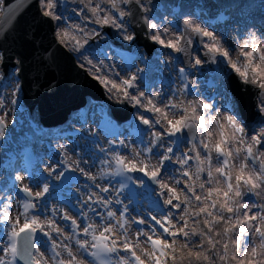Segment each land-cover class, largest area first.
I'll list each match as a JSON object with an SVG mask.
<instances>
[{
    "label": "rangeland",
    "instance_id": "obj_1",
    "mask_svg": "<svg viewBox=\"0 0 264 264\" xmlns=\"http://www.w3.org/2000/svg\"><path fill=\"white\" fill-rule=\"evenodd\" d=\"M132 1H134V4L138 7L140 13L144 15L146 21L149 20V12L152 10L154 3H149L151 0ZM170 1L177 2L181 0ZM255 1H257L259 4L258 8L254 6ZM39 2L41 10L45 14L50 15L58 8V3L56 0H39ZM83 2L90 4L89 9L91 12L88 14L90 17L102 22L104 26H108L110 32L119 34L116 44L126 42L129 37L133 36L132 31L127 29L125 24H123L122 27L116 25V21L109 11V5L112 3V0H107L105 2H98L96 0H72L73 4H81ZM145 3H148V5L150 4L151 8H149L148 11L146 9L147 7ZM245 4L246 3H243L238 9V16H240V14H242V16L239 18L238 23L235 21L231 23L230 30L232 32L226 38H224V36L222 37L220 34L218 35L216 30L207 29L202 22L193 24L196 22L190 21L188 14L184 16L185 21L190 22V30L188 33L190 50L192 52L190 64L193 63V58L195 57L201 59L203 61L202 64H205L203 58L204 55L212 56L216 63H218V55L221 52L224 53L229 61V65L225 68V70H222V73L225 74L227 71L234 73L239 80L244 81V83L246 82L251 84L254 88L256 87L259 89L257 92L256 106L254 107L251 117L260 116V123H264V102L260 101L259 97L261 92L264 94V51L260 45H258L256 37L251 33L252 28H254L259 31V33L264 38V32L259 28V25L264 22V0H249V13H247V10H245ZM123 9L124 11L126 10L125 8ZM252 14L258 18L260 23H256L251 20ZM54 16L61 25H58L60 34L57 35L56 33L57 38L66 48L70 49V42L73 40L90 42L87 39L88 36L78 33V29L74 28L73 26L63 25L58 18V11L55 12ZM148 23V28L151 29L152 32L145 35V37L149 42L154 44V48L161 46L169 50L171 46L173 48L176 46V32L166 22H154L149 20ZM91 30L93 31L94 29ZM124 31H128L127 35L123 34ZM197 33L200 34L202 39L200 45L196 43ZM108 35L109 34H102L98 36L94 40V49L99 44V42L105 41ZM209 35L211 36L209 41H207V36L209 37ZM83 51L86 50L83 49ZM87 51L89 57L85 68L87 69L90 78L92 80L94 79L90 83L93 89V94L95 95L94 98L96 100H103L104 97H107L109 91L113 92L115 87L121 88V83L119 80L120 74L117 71V68L115 67L116 65L114 63L108 65L101 59L98 60L91 57V50ZM162 57L166 62V65H168L170 61V55L168 54L167 56ZM244 60H247L252 65L253 71L251 72L250 76L246 75L244 72ZM122 76L123 75L121 74V77ZM12 77L13 75H10L9 79L11 82ZM10 80L8 81L10 82ZM218 81L220 82L221 87L225 86V79L223 76L219 77ZM13 88L14 84H12V90ZM243 89L246 90V88ZM165 93L166 90L156 88L148 95L143 96L142 99L144 102V107L152 108L160 117L165 118L168 113V107L165 104ZM111 101L114 103L118 101V99H113ZM190 103V108H188L189 118L193 120L197 111V118L199 122L193 121L194 127H198L203 130L204 128L206 129L207 135L202 133V138L210 146L211 150H213L214 145L220 141L221 128L226 131V136H230L232 138L233 145L235 143L238 144L240 157L236 158V162L234 161L235 164L233 167L234 180H236L238 193L237 204H234V202H231L226 197L222 186V181L219 176V170L217 166L212 164V166H210V168L207 170V174L215 177L214 187H206L203 189L201 193L202 203L200 205V209L197 211V213L200 215V218L194 222L195 228L198 232V239L192 243L174 245L175 249L172 252V264H235L236 262L238 264H264V244L259 243L255 234L256 228L261 227L264 229V212H257L255 206L248 200L246 192V187H252L257 191L264 203V179L262 178V174H260L255 168L250 167L243 157L242 141L243 134L246 129H244L242 132L239 131V126L243 125L236 121L231 113L228 114V116H222L221 118H218L217 112L210 107V104L203 96H196V98L190 100ZM134 105H136L134 99H131V101L128 99L126 103H123L125 112L129 113V111H131L130 109L132 108L130 113L132 117L140 113L137 111L138 109L142 110V107ZM9 109L10 94L5 88V98L0 99L2 120H6L7 111ZM33 111L34 115H37L38 108H33ZM208 112H210V114ZM15 124L16 118L13 121V125ZM248 125L255 127L256 129L258 128L257 124H254V122L248 123ZM3 128L5 127L3 126ZM8 130H10V127L6 129L7 132ZM261 149L264 150V142L260 144V150ZM51 154L54 153L51 152ZM174 182L175 179L172 181V186H174ZM158 185L161 186V184ZM162 189L166 190L165 187H162ZM212 191L213 194H211ZM166 194L167 197L170 198V196L173 194V190H167ZM209 196L214 197L220 203L218 208L211 209L209 207V205L206 203V199ZM229 197L231 200L234 199V196ZM55 220V218H52V225L54 224ZM223 225H227L228 229L226 227L224 230V228H222ZM230 226H233L235 229L242 227L245 232V237L242 242L243 244H241L240 248H238V245H236L235 242H233V245L230 243V236L232 233V228ZM52 228L56 229V232L61 233V229L58 228V226H52ZM63 239L66 240V237H61L60 241H63ZM199 245H202V248H198ZM223 247L229 249V253L231 254L234 262L228 263V261H226L222 251ZM179 250L185 251V253L181 254Z\"/></svg>",
    "mask_w": 264,
    "mask_h": 264
},
{
    "label": "bare ground",
    "instance_id": "obj_2",
    "mask_svg": "<svg viewBox=\"0 0 264 264\" xmlns=\"http://www.w3.org/2000/svg\"><path fill=\"white\" fill-rule=\"evenodd\" d=\"M159 1H162V0H159ZM159 1H157V2H159ZM241 1H244V2H246V3H249V0H229V2H231V4L232 5H238L239 7H240V2ZM157 2L155 3V5L157 4ZM86 3V2H85ZM52 5V4H51ZM254 6L256 7V8H258L259 7V4H258V2L257 1H255L254 2ZM248 8H250V6L248 7H246V10H249ZM147 10H148V7H147ZM57 11V10H56ZM56 11H53L51 14H50V16L53 18V21H54V24L56 25V33H57V35L58 34H60V29H58V21L55 19V16H54V13L56 12ZM89 12H90V10H88ZM88 19H91V20H93L92 18H89L88 17ZM144 21H143V23L145 24V27H146V30H145V33L147 34L148 32H152V30L151 29H149L148 28V20L146 21L145 19H143ZM251 20L252 21H254V22H256V23H260L259 22V20H258V18L255 16V15H252V17H251ZM264 25V24H263ZM23 29V28H22ZM21 29V30H22ZM189 29H190V26L189 25H187V32H186V34L184 35V39H186V37L188 38V31H189ZM263 29H264V27H263ZM84 31L86 32V33H90V36L89 37H93V38H95L96 36H98V34H94L93 32L91 33L90 31H89V29L88 28H85L84 29ZM24 32H27V31H25L24 29H23V32L22 33H24ZM29 34V35H28ZM28 34L27 33H25L24 34V38L23 39H27V38H29L30 37V43L29 44H27V45H23L20 49V51L22 52V54H23V58H22V64L25 62H27L28 61V59H31V62L32 61H37V62H41L42 60H43V54H45V55H50V49L48 48V47H46V45L42 42V41H40V40H38V41H36V40H34L33 38H32V35L28 32ZM253 35L256 37V41H257V43H258V45H260V47L263 49V51H264V38L261 36V34L258 32V31H256L255 29H254V31H253ZM210 36L211 35H209V39H210ZM183 39V40H184ZM209 39L207 40V41H209ZM113 40H116V38H114L113 36H111L110 37V39H109V41L111 42V41H113ZM70 48H71V50L74 52V53H77V54H79V56L81 57V59H86V58H88V56H87V54H85V53H83L84 55H86L85 57L84 56H82L81 55V50H82V48H83V46H84V44L83 43H81V42H75V41H73V42H70ZM47 48V49H46ZM97 49V48H96ZM193 49H194V47H193ZM49 50V51H48ZM44 51H47L46 53H44ZM163 51V50H162ZM51 55H53V53H51ZM163 55H166V53L164 52L163 53ZM220 58H222V57H224L225 58V56L224 55H220L219 56ZM194 60H195V62H197V63H199V64H201L202 63V61H201V59H198V58H194ZM30 62V61H29ZM55 69H56V72L57 73H62V75H59V74H52L51 76L54 78V80H56V81H58L60 84H58V85H55V89L53 90V94L55 95V96H57L58 98L59 97H61L62 98V96L63 95H66L65 97H63V99L61 100V102L60 103H69L70 102V99L71 98H73L74 96H77V93H76V91L73 89L74 88V84L76 83L77 84V81L74 79V76H73V74H71V72L69 73V71L68 70H64L63 68H62V66H60V65H55ZM250 70H251V68H250ZM14 71H15V69H12V71L10 70V73L11 74H13V76L15 75L14 74ZM38 72V76L35 78V79H37V78H42V76H41V71H37ZM218 72V71H217ZM60 73V74H61ZM250 76V75H249ZM43 80H45V81H47V78H45V79H43ZM66 80L67 81H69V82H66ZM38 82H41V81H38ZM39 84V83H38ZM15 86H16V84H15ZM43 86H45V85H43V84H41V87H43ZM11 86H9L8 87V90H9V92H11ZM235 89H236V87H235ZM78 90H79V88H78ZM243 91H245L246 92V94H244L245 95V97L248 95L247 94V91H248V89L246 88V90H244V89H242ZM120 88L119 87H115V89L113 90V92H110L109 91V93L107 94V97H109V101H108V98H107V100H101V101H98L96 104H104V103H106V102H110V99H114V98H117V99H119L120 97L122 98L123 96L122 95H119L120 94ZM251 91V90H250ZM15 92H16V90H15ZM236 92H237V97H238V99H240V101H241V103H245V101H244V99H242V98H240L241 97V93H240V97H239V95H238V92H239V89H236ZM253 92H254V90H253ZM252 91L250 92V93H253ZM255 93V92H254ZM70 95V96H69ZM134 96V99H135V101H136V104L138 105V106H143L144 105V102H143V100L141 99V97L138 95V94H135V95H133ZM87 102H89V101H87ZM249 103H250V100L248 101V102H246L243 106L245 107V106H247V105H249ZM39 105V108H40V110H41V113H43V112H45V111H49V109L48 110H46L47 108H46V105H42V107H41V105L40 104H38ZM56 104L54 105V108L53 109H55L56 107ZM50 111H55V110H50ZM55 112H57V111H55ZM24 113V110L22 111V114ZM16 114V112L15 111H13V109H10V110H8V112H7V118L9 119V120H13L14 119V115ZM22 114H21V116H19V118L20 117H22ZM197 114V113H196ZM23 116H24V114H23ZM19 118H18V120H19ZM37 118V117H36ZM35 118V119H36ZM26 122V124H27V127H31V124H32V120L30 121V120H26L25 121ZM256 128L255 127H253V128H250L249 129V132H247L246 134H244L245 136H249V137H251V139L252 140H254V139H256V137L257 136H259V135H257V133L255 132L256 130H255ZM21 130V128H18V121H17V123H16V125L14 126V131H20ZM197 130H200L199 131V133H198V137H200V132H202V133H204L205 135H206V129L204 128V130H201L200 128H198L197 127ZM263 136H264V132H263ZM9 138V137H8ZM200 139H201V137H200ZM202 140V139H201ZM263 141H264V138H263ZM233 140H232V138L230 137V141H229V147H231L230 148V150H232V154H233V164H235L234 163V161L236 162V158H239L240 157V151H239V147H238V144L237 143H235L234 145H233ZM201 143H203V142H201ZM64 146H66L67 147V149L69 150V153H70V155H71V158H72V162H73V164L74 165H76L77 167H79L80 169H83L85 172H87V173H94V171H95V169H96V166H94V164H90V163H88V158L86 157V156H84L83 158H80V157H77V155H76V152L73 150V149H70L69 148V146L66 144V143H64L63 144ZM130 147L131 148H133V144H130ZM259 152H260V154H261V157L259 158V160H261L262 159V156L264 155V150H259ZM45 157H46V155H45ZM54 157H58V156H56V155H54ZM139 159H141V156L139 157ZM45 162H48V161H46V160H44ZM49 163V162H48ZM49 165L51 166L52 165V163H49ZM159 170V169H158ZM163 174V173H162ZM162 174H161V176L159 177L160 179H162L161 181H160V183H161V185H163V186H166L168 189L170 188V189H172V190H174V191H177L178 193L180 192L179 191V189L177 188V187H172V185H171V178H170V176L168 175V173H164L163 174V176H162ZM5 183L6 182H2V183H0V186L1 185H5ZM18 183H21V179L20 178H18ZM6 195V198L4 199V203L2 204V205H0V212H1V214H0V247H1V245H3L4 244V241H3V238H4V234L7 232V231H9L11 228H13V227H15V225L14 224H12V223H10V225H6V224H4V222H3V217H4V215H9L10 216V219H11V221L12 222H17L18 220H19V211H18V209L16 208V206H15V203H14V199H13V195H14V193H13V191H11V189H9V188H7V192L5 193V194H3V196H5ZM174 196H178L177 194H174ZM174 196H171V198H173ZM179 197V196H178ZM2 212H5V213H2ZM39 221H41L42 222V224H43V228L45 229V230H47V231H49L50 232V228H49V219H48V217H44V216H42V217H39ZM60 226L61 228L63 227L64 228V225H63V222H61V223H59L58 221H54V224H53V227H55V226ZM62 231L64 232V230L62 229ZM67 231L69 232V229H67ZM62 232V233H63ZM52 233V232H51ZM53 237V239L59 244V249L61 250V254L64 256V257H66L68 260H70V261H72L73 263H75V264H78V263H80V261H81V259H82V257H83V259L85 260V258H84V256L83 255H81L82 253L78 250V249H76L74 246H73V244L72 243H67V242H62V241H59L58 239H57V237H55V236H52ZM177 242H180V241H177ZM129 244H130V242H128ZM137 246H138V248H140V251H141V253H144L145 252V248L143 247V244L142 243H137ZM37 248H38V251H37V253H38V256L39 257H41V259H43L42 260V262H43V264H58V263H56L54 260H52L51 259V257L49 256V254L45 251L46 249H45V247H43L41 244H39L38 246H37ZM78 250V251H77ZM181 251V250H180ZM183 253H185V251H181V254H183ZM85 262H86V260H85ZM195 264H197V263H195Z\"/></svg>",
    "mask_w": 264,
    "mask_h": 264
},
{
    "label": "water",
    "instance_id": "obj_3",
    "mask_svg": "<svg viewBox=\"0 0 264 264\" xmlns=\"http://www.w3.org/2000/svg\"><path fill=\"white\" fill-rule=\"evenodd\" d=\"M2 10L3 14L0 21V50L3 53L2 65L7 66V69L15 65L21 67L20 76L23 82L24 101L26 104L29 103V97L43 101L42 95L44 92L40 91L43 79L47 78V75H62L61 72V74L56 72L55 65H60L64 70L66 69L69 73L71 72L74 79L77 78L79 81V86H81V82L82 84L86 83V79L88 78L86 72L71 59L66 49L57 40L52 22L48 15H44L40 11L38 0H3ZM22 28L27 32L22 33ZM28 32L34 40L42 41L50 49V55L43 54V61L39 64L42 78L40 79L41 82L35 87L33 78H35V74L38 72L33 68L32 62L34 61L31 62V59H28L25 64L21 65L23 54L20 48L30 43V37L26 40L23 39L24 34H28ZM46 52L44 51V53ZM9 62L11 65H9ZM53 103L54 101H51L49 104Z\"/></svg>",
    "mask_w": 264,
    "mask_h": 264
}]
</instances>
